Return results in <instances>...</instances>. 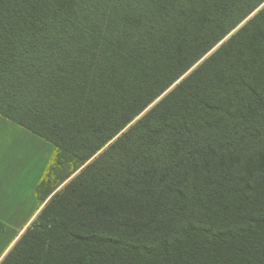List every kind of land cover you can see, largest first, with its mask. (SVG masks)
I'll list each match as a JSON object with an SVG mask.
<instances>
[{
  "label": "trees",
  "instance_id": "1",
  "mask_svg": "<svg viewBox=\"0 0 264 264\" xmlns=\"http://www.w3.org/2000/svg\"><path fill=\"white\" fill-rule=\"evenodd\" d=\"M263 4L0 0V115L54 147L36 196L79 171L0 264H264Z\"/></svg>",
  "mask_w": 264,
  "mask_h": 264
},
{
  "label": "crops",
  "instance_id": "2",
  "mask_svg": "<svg viewBox=\"0 0 264 264\" xmlns=\"http://www.w3.org/2000/svg\"><path fill=\"white\" fill-rule=\"evenodd\" d=\"M53 150L50 143L0 115V262L37 216L40 202L53 194L44 201L36 196Z\"/></svg>",
  "mask_w": 264,
  "mask_h": 264
},
{
  "label": "rangeland",
  "instance_id": "3",
  "mask_svg": "<svg viewBox=\"0 0 264 264\" xmlns=\"http://www.w3.org/2000/svg\"><path fill=\"white\" fill-rule=\"evenodd\" d=\"M263 5H264V4H263ZM263 5H262V6H263ZM262 6H260V8H261ZM260 8H258V9H257L252 15H250V17H252V16H253V15H254V14H255ZM250 17H249V18H250ZM249 18H248V19H249ZM244 22H245V21H244ZM244 22H243V23H244ZM243 23H242V24H243ZM242 24H241V25H242ZM241 25H240V26H241ZM240 26H239V27H240ZM239 27H238V28H239ZM236 30H237V29H236ZM236 30H234L232 33H234ZM228 37H229V36H228ZM228 37H227V38H228ZM221 43H222V42H221ZM221 43H220V44H221ZM218 46H219V45H218ZM212 51H213V50H212ZM159 99H160V98H159ZM159 99H158V100H159ZM158 100H157V101H158ZM157 101H156V102H157ZM154 104H155V103H154ZM154 104H152V106H153ZM150 107H151V106H150ZM148 109H149V108H148ZM148 109H147V110H148ZM147 110H146V111H147ZM144 113H145V112H144ZM142 115H143V114H142ZM139 117H141V116H139ZM139 117H138L137 119H139ZM137 119H136V120H137ZM45 153H48L47 150H46L43 154L41 153V155H40L38 158H42V157L44 156ZM53 153H54V150H53ZM53 153H52V155H51L50 161L52 160ZM49 155H50V154H49ZM49 163H50V162H49ZM48 165H49V164H48ZM50 166H51V165H50ZM78 172H79V171H78ZM78 172H76L75 174H73V175H72L67 181H65L62 185L56 187L57 184L60 182V181H59L60 178L63 177L65 174L67 175V174L69 173V168H66V169L64 168V169H62V168L59 167V168H56V169L51 170V171L49 172L48 176H45V180H44V181H45V184L43 185V187H41V189H40L39 192H41V195H44L47 191H49V190H53V189H54L53 192H52L53 194L51 193V194H52L51 197H52L54 194H56L57 192H59V191L65 186V184H67V183H68V182H69V181H70V180H71V179H72V178H73ZM51 197H50V198H51ZM50 198H49V199H50ZM48 201H49V200H48ZM48 201H47V202H48ZM44 204H45V203H44ZM44 204H43V205H44ZM42 208H43V206L41 207V209H42ZM41 209H40V210H41ZM39 212H40V211H39ZM39 212H38V213H39ZM31 223H32V222H31Z\"/></svg>",
  "mask_w": 264,
  "mask_h": 264
}]
</instances>
